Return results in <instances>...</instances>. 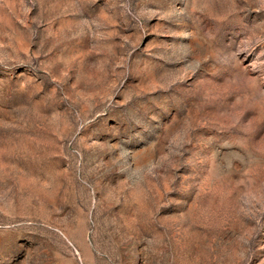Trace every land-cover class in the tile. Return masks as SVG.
Here are the masks:
<instances>
[{"label":"rangeland","instance_id":"1","mask_svg":"<svg viewBox=\"0 0 264 264\" xmlns=\"http://www.w3.org/2000/svg\"><path fill=\"white\" fill-rule=\"evenodd\" d=\"M0 264H264V0H0Z\"/></svg>","mask_w":264,"mask_h":264}]
</instances>
